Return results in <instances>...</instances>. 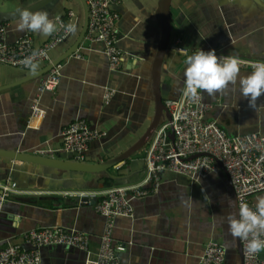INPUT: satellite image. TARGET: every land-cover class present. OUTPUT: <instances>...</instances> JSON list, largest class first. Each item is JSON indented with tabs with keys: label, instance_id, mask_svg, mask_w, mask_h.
Returning a JSON list of instances; mask_svg holds the SVG:
<instances>
[{
	"label": "crops",
	"instance_id": "1",
	"mask_svg": "<svg viewBox=\"0 0 264 264\" xmlns=\"http://www.w3.org/2000/svg\"><path fill=\"white\" fill-rule=\"evenodd\" d=\"M41 1L0 0V13ZM112 9L123 55L121 69H110L103 45L85 41L77 54L61 63L57 90L42 94L43 115L39 118L32 117L31 106L45 76L33 78L30 70L0 64V150L73 161L63 152L62 133L82 119L107 134V138L93 142L87 153V163L99 164L121 155L146 133L156 115L153 66L161 38L160 0H119ZM41 10L55 18L57 28L58 19L66 21L73 12L77 30L51 52L49 62L38 63L36 73L74 46L84 20L80 0H58ZM16 23L17 19L7 23L8 44L31 33L35 47H41L55 33L44 37L17 32ZM172 24L173 45L181 41L189 54L172 47L167 55L162 70L166 100L183 95L184 60L199 48L264 62V10L251 0H174ZM251 71L240 69V74ZM231 88L214 96L202 91L205 103L213 106L206 121L216 122L230 137L264 136V94L254 109ZM109 93L113 95L106 98ZM146 177V148L108 174L98 175L0 157V195L3 186L16 184L14 193L0 206V250L16 244L31 249L23 240L26 233L65 228L88 234L96 254L105 219L94 205L80 203L75 195L85 192L100 201L109 188L142 184ZM108 179L110 187L106 186ZM146 187L153 188L151 184ZM257 196H264V192ZM133 207V218H118L115 224V245L126 247L119 254L122 264H200L209 242L224 246L226 264H242L237 239L228 230L227 217L238 212V205L224 171L195 182L164 173L157 192L135 200ZM41 255L43 264H84L86 258L85 253L64 246L44 248Z\"/></svg>",
	"mask_w": 264,
	"mask_h": 264
},
{
	"label": "built area",
	"instance_id": "2",
	"mask_svg": "<svg viewBox=\"0 0 264 264\" xmlns=\"http://www.w3.org/2000/svg\"><path fill=\"white\" fill-rule=\"evenodd\" d=\"M86 2L90 12V22L85 41L103 45V53L108 59L110 69L119 71L122 67L123 55L119 48L116 29L117 16L112 9L119 0H86ZM74 18V13L70 12L68 20L58 19L57 31L41 47H35L31 33H27L15 44H8V22H0V64L29 70L21 61L34 51L37 52L35 58L37 63L49 62L51 52L71 35L60 28V24L76 25ZM173 47L182 54H189L179 40ZM216 54L218 57L222 55L217 52ZM78 58L83 57L80 55ZM253 64L255 63L240 59V69H252ZM61 68V64L55 66L42 80L37 98L31 106L32 117L39 118L43 115L40 98L44 93H53L57 90L62 77ZM112 95L113 93H109L106 98ZM165 106L172 120L158 127L146 148L147 177L142 184L109 188L100 201L92 200L95 198L89 197L85 192L75 195L78 199H88L81 202L94 205L96 211L105 219L96 254L91 250V240L86 233L65 228H43L32 230L23 236L24 242L31 246V249L16 244L0 250V264H43L41 250L51 246H64L85 253L84 264H122L119 254L125 251L126 247L115 245L116 220L133 218V202L157 192L162 174L170 172L194 182L199 181L222 171L216 159L222 162L230 176L238 208L240 204L254 206V198L264 192V136L255 134L230 137L216 122H207L206 115L213 106L205 103L202 91L195 97L185 95L184 91L180 98L166 100ZM171 131L175 135V144L169 137ZM62 138L63 152L70 155L73 161L86 163L90 145L107 138V134L92 128L87 121L79 119L63 131ZM193 156L197 157L191 159ZM148 184L153 186L151 190L147 189ZM15 189L16 184L2 187L0 206ZM242 245L244 264H264L263 251L252 254L247 250V241L242 240ZM226 256L224 246L209 242L205 246L200 264H226Z\"/></svg>",
	"mask_w": 264,
	"mask_h": 264
},
{
	"label": "clouds",
	"instance_id": "3",
	"mask_svg": "<svg viewBox=\"0 0 264 264\" xmlns=\"http://www.w3.org/2000/svg\"><path fill=\"white\" fill-rule=\"evenodd\" d=\"M15 31H30L47 37L57 31L55 18L46 10L33 11L31 8L18 10ZM65 32L77 30L74 23L60 24ZM37 52L24 58L21 63L35 74L39 64L35 61ZM185 95L195 97L203 91L209 96L224 92L232 86L233 92L248 100L256 109L257 99L264 94V62L252 65L247 75L240 74V59L235 55L217 56L214 49L196 50L184 60ZM238 84V87H237ZM228 230L234 239L247 241V250L252 254L264 251V196H257L254 206L240 204L238 212L227 217Z\"/></svg>",
	"mask_w": 264,
	"mask_h": 264
},
{
	"label": "water",
	"instance_id": "4",
	"mask_svg": "<svg viewBox=\"0 0 264 264\" xmlns=\"http://www.w3.org/2000/svg\"><path fill=\"white\" fill-rule=\"evenodd\" d=\"M58 0H43L33 6L31 8L33 11L41 10L46 6H49L52 3L57 2ZM83 6L84 12V22L81 29V32L78 36V39L74 46L62 57L55 60L54 62L49 63L42 71L34 74L33 78H41L46 76L55 66L60 65L64 60L73 56L84 43L86 35L89 29L90 22V12L89 7L86 0H80ZM174 0H160V13H161V38L158 46L154 66H153V87L155 93V102H156V115L152 124L146 133L139 139L131 148L122 153L121 155L110 159L106 162L99 164H89V163H81L76 161H65L54 158H45L41 156H34L23 154L20 152H8L0 150L1 158H8L13 161L20 162H28L32 164H36L39 166L49 167L56 170L66 171L70 173H79V174H88V175H98V174H108L111 169L116 168L117 166L123 164L127 160L131 159L136 154H139L142 150L147 148L149 143L151 142L156 130L159 126H161L166 121H171V114L167 107L165 106V101L162 93V70L165 59L169 52L173 47L172 43V33H173V24H172V6ZM256 3L262 10H264V2L262 0H251ZM19 15L18 11L10 12V13H0V22H11L16 20ZM170 140L173 144H175V135L174 132L171 131ZM202 156H207V154H202ZM197 156H193L191 159ZM216 163L218 166L224 171L230 182V176L227 170L224 168L221 161L216 159ZM232 184V183H231ZM233 187V186H232ZM234 190V189H233ZM235 194V192H234ZM236 197V195H235ZM81 203L87 201L88 199H78ZM96 201V200H95ZM237 251L240 256L241 263L244 264V253H243V245L242 240L237 239Z\"/></svg>",
	"mask_w": 264,
	"mask_h": 264
},
{
	"label": "trees",
	"instance_id": "5",
	"mask_svg": "<svg viewBox=\"0 0 264 264\" xmlns=\"http://www.w3.org/2000/svg\"><path fill=\"white\" fill-rule=\"evenodd\" d=\"M164 101H166V100L164 99ZM110 183H111V180L108 179V180L106 181V186H107V187H110V186H111Z\"/></svg>",
	"mask_w": 264,
	"mask_h": 264
},
{
	"label": "rangeland",
	"instance_id": "6",
	"mask_svg": "<svg viewBox=\"0 0 264 264\" xmlns=\"http://www.w3.org/2000/svg\"><path fill=\"white\" fill-rule=\"evenodd\" d=\"M83 22H84V20L82 21V26H83ZM80 29H82V27H81ZM165 100H166V99H165Z\"/></svg>",
	"mask_w": 264,
	"mask_h": 264
}]
</instances>
